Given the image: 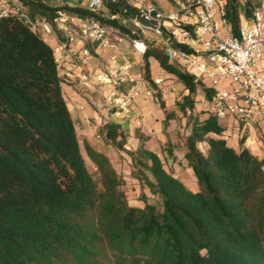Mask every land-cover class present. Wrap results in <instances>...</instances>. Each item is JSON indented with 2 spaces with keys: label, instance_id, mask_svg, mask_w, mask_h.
I'll return each instance as SVG.
<instances>
[{
  "label": "trees",
  "instance_id": "16d2710c",
  "mask_svg": "<svg viewBox=\"0 0 264 264\" xmlns=\"http://www.w3.org/2000/svg\"><path fill=\"white\" fill-rule=\"evenodd\" d=\"M4 1L20 7L0 17V264H264V158L245 146L246 136L234 149L216 117L196 112L198 89L205 100L212 92L158 48L143 55L144 76L152 83L153 58L188 91L180 104L188 130L184 158L199 191L165 169L143 134L135 151L125 150L127 124L108 122L104 135L130 154L134 177L161 206L146 196L143 207L131 206L108 157L88 144L99 177L86 165L55 51L25 17L58 31L60 13L118 26L111 15L135 17L138 8L130 0H101L100 11L84 0ZM221 1L238 35L242 18L252 17L251 0Z\"/></svg>",
  "mask_w": 264,
  "mask_h": 264
},
{
  "label": "built area",
  "instance_id": "2783aa9c",
  "mask_svg": "<svg viewBox=\"0 0 264 264\" xmlns=\"http://www.w3.org/2000/svg\"><path fill=\"white\" fill-rule=\"evenodd\" d=\"M176 8L165 12L154 4H141L137 16L111 15L118 26H106L95 20L82 21L60 13L58 31L43 22H32L34 29L44 28L55 40V59L66 83L84 92L101 91L109 109L127 113L139 98L160 92L164 98L175 95L174 75L152 77L134 71V62L122 48L131 46L144 55L148 41H166L171 64L191 74L212 92L207 111L225 124L230 120L247 125L264 123V0H251L252 17L242 18L238 35H233L225 19L224 1L175 0ZM87 6L102 9L101 0ZM8 3H0V17L16 14ZM171 42L187 47L180 50ZM96 47L92 51L88 44ZM113 52L110 62L98 61L100 50ZM170 74V73H169ZM264 139V133L262 134Z\"/></svg>",
  "mask_w": 264,
  "mask_h": 264
},
{
  "label": "rangeland",
  "instance_id": "374dc122",
  "mask_svg": "<svg viewBox=\"0 0 264 264\" xmlns=\"http://www.w3.org/2000/svg\"><path fill=\"white\" fill-rule=\"evenodd\" d=\"M130 1L135 6L151 3L165 12L176 8L175 0H155L154 3L147 0ZM13 9H16V7ZM38 31L45 39H49V37L46 36L44 28H40ZM148 46L158 48L166 53L167 47L165 40L159 38L151 39L148 41ZM155 67L156 63L154 60L153 68L156 69ZM153 76H157V74ZM176 86L177 90L175 95L164 98L160 95V92H155L152 97L143 98L142 100L138 99L137 102L133 104L136 106L133 107L132 105L127 113L120 115H117L116 111L109 109L108 105L105 103V96L101 91H94L96 97L88 99V96L86 97L85 95L89 92H82L74 88L78 94L82 92V94H80L82 100H80V102L78 101V104L76 106L74 105L72 109L86 165L91 174L95 178H98V170L86 152V145L88 144L96 151L108 157L112 166L124 181L122 189L131 206L143 207L144 196H146L149 203L155 204L158 207L161 206V201L158 196L152 194L146 183L134 177V173L137 172L138 168L134 167V161L130 154L118 149L116 144L106 139L103 127L108 122L128 125L129 131L127 132L128 139L125 150L131 152L135 151L140 143L138 135L143 134L146 137V147L160 156L168 172L173 173L179 178L188 189L194 192H198L200 189L192 169L188 167L184 158L188 130L186 128L187 117L184 116L181 111L180 104L185 96V90L177 81ZM62 87L66 97L68 91L67 84L64 82ZM196 97L198 99V101L196 99V108L198 112L202 109V99L204 98V91L201 88L198 89ZM161 103H163L164 106H161ZM76 107L78 108L77 112ZM78 112L80 114H78ZM168 115L171 116V119L168 128L164 130L163 122ZM262 133L263 128L252 123L249 133L250 137L255 140L260 139ZM213 137L217 136L213 135ZM228 143L236 149L239 148V142L231 140V137H228ZM200 148L202 151H207L208 145L201 144ZM169 149L172 150L173 157L169 155ZM148 176L150 179L152 178L150 174H148Z\"/></svg>",
  "mask_w": 264,
  "mask_h": 264
},
{
  "label": "crops",
  "instance_id": "0c3cea01",
  "mask_svg": "<svg viewBox=\"0 0 264 264\" xmlns=\"http://www.w3.org/2000/svg\"><path fill=\"white\" fill-rule=\"evenodd\" d=\"M91 0H84L83 4L84 5H87V3H89ZM149 1V0H147ZM1 2H5L4 0H0V3ZM225 3V2H224ZM12 7V5H10ZM15 7H20V6H17V5H14ZM139 6V5H138ZM136 6V7H138ZM15 7H12V8H15ZM159 8V7H158ZM18 10V9H17ZM46 33V32H45ZM46 36L49 37V39H45V41L50 44L53 49L55 48V40H53V37L52 36H49L47 33H46ZM122 48L129 54V58L134 62V71L135 72H143V55L141 54H136L135 52L132 51V48L129 44L127 43H122ZM95 45L94 44H88V48L90 50H94L95 49ZM100 53V56L98 57V61L99 62H103V63H108L110 62V58L113 54L112 51L110 50H100L99 51ZM155 59H150V64H151V74H152V77H157L159 75H165V76H168V77H172L171 74H169L168 72L164 71L160 65L158 64V62L155 60V63H156V69L153 68V62H154ZM142 69V70H141ZM157 74V76H153ZM61 75V74H60ZM176 78V77H175ZM177 81V79H176ZM178 82V81H177ZM67 84V87H68V91L66 93V101L68 103V106H69V109L71 111V114H72V117L74 119V115H73V107L74 105L76 106L78 103V101L80 102L81 97L80 94H82V92H80L79 94L77 93V91L74 89H78L75 85L71 84V83H66ZM184 90H185V96L188 94V91L185 89V87H183ZM79 90V89H78ZM64 93V91H63ZM90 93V95H89ZM87 95H85L88 99H90L91 97H96V93L95 92H89ZM143 98H139V100H142ZM197 99V97H196ZM203 104H202V109L200 111H198V113L202 112V111H207V101L203 98ZM198 101V99H197ZM137 102V101H136ZM197 105V104H196ZM136 106V105H133V107ZM78 111V108L76 107V112ZM196 112H197V108H196ZM78 114H80L78 112ZM117 115H120V114H124V113H116ZM206 115H202V118H205ZM75 121V120H74ZM76 123V122H75ZM252 123L253 124H256L260 127L263 128V133H264V123L263 124H258L256 122H250L248 123L247 125L245 126H239L237 123L233 122V121H229L225 124H223V126L226 128L224 133H223V137H225L228 141V137H231V140L233 141H240V139L243 137V136H246V142H245V146L255 155L257 156L258 158L260 159H263L264 158V139H262V137L260 139H254V138H251L250 137V129L252 127ZM262 133V134H263ZM230 145V144H229ZM232 146V145H231ZM234 149H236L234 146H232ZM240 147V146H239ZM236 150H239L236 149Z\"/></svg>",
  "mask_w": 264,
  "mask_h": 264
}]
</instances>
